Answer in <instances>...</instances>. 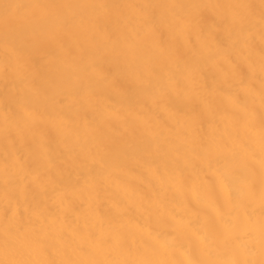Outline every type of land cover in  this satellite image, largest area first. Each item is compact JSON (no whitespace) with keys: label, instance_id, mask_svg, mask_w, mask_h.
Instances as JSON below:
<instances>
[{"label":"bare ground","instance_id":"obj_1","mask_svg":"<svg viewBox=\"0 0 264 264\" xmlns=\"http://www.w3.org/2000/svg\"><path fill=\"white\" fill-rule=\"evenodd\" d=\"M0 264H264V0H0Z\"/></svg>","mask_w":264,"mask_h":264}]
</instances>
